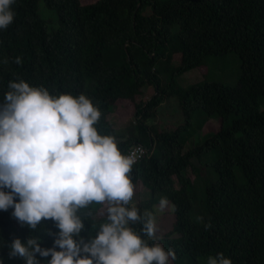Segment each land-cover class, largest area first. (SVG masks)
Returning a JSON list of instances; mask_svg holds the SVG:
<instances>
[{
  "label": "trees",
  "instance_id": "1",
  "mask_svg": "<svg viewBox=\"0 0 264 264\" xmlns=\"http://www.w3.org/2000/svg\"><path fill=\"white\" fill-rule=\"evenodd\" d=\"M40 1L57 19L52 14L43 19ZM12 8L13 23L0 30V101L8 82L18 79L52 94H84L101 113L99 134L113 136L123 154L135 144L147 148L131 176L135 185L150 189L152 199L137 207L147 214L161 197L174 206V228L159 240L175 253L170 264L197 263L216 253L232 264H264V0H16ZM228 54L241 60L238 87L207 80L187 88L178 83L207 59ZM148 89L154 93L145 99ZM171 98L179 103L183 123L149 124ZM114 111L134 117L135 124L119 133L109 121ZM198 114L211 135L187 150L185 133ZM212 119L219 120V129H212ZM209 155L214 161L206 167L218 177L210 181L203 172V223H197L191 216L196 198L191 177L200 176ZM10 211L0 212V245H5L0 255L5 264H23L7 259L6 242L39 235L49 247L48 233L56 229L49 221L30 231ZM88 211L95 226L86 220L85 239L103 221L100 205L82 210V218Z\"/></svg>",
  "mask_w": 264,
  "mask_h": 264
},
{
  "label": "clouds",
  "instance_id": "2",
  "mask_svg": "<svg viewBox=\"0 0 264 264\" xmlns=\"http://www.w3.org/2000/svg\"><path fill=\"white\" fill-rule=\"evenodd\" d=\"M16 0H0V30L14 21ZM16 64L21 58L16 57ZM0 101V212L21 227L35 231L52 222L49 247L39 235L23 242H6L7 259L23 264H170L172 249L145 237L156 234L155 218L135 206L131 173L135 152L123 154L116 140L101 135L95 126L101 113L84 94H52L23 79L10 80ZM100 205L103 221L85 239V222L94 227L95 216L84 213ZM170 202L161 197L158 207ZM174 207V206H173ZM91 218V219H89ZM139 225V228L133 227ZM5 245H0L4 247ZM0 264L5 256L0 255ZM206 264H232L222 253L209 255Z\"/></svg>",
  "mask_w": 264,
  "mask_h": 264
},
{
  "label": "rangeland",
  "instance_id": "3",
  "mask_svg": "<svg viewBox=\"0 0 264 264\" xmlns=\"http://www.w3.org/2000/svg\"><path fill=\"white\" fill-rule=\"evenodd\" d=\"M38 7H39V13L46 21L48 19H46L44 15L47 17H51L52 15H54L55 18L57 19L56 14L48 10L43 1L39 2ZM149 13H150L149 9L144 10V14H149ZM48 28L49 30H52V28H54L53 24L49 23ZM179 61H180V57L179 56L175 57L174 63L176 65L179 64ZM241 74L242 72H241L240 58L236 54H228V56L221 58L212 57L207 59L204 66H202L201 68L191 70L185 73L184 75H182L181 77H179L178 83L182 87L187 88L193 84L202 83L203 81L207 80V81L222 82L230 87L236 88L239 86V80ZM146 93L147 95L145 99H148L153 95L154 91L153 89H148ZM262 109L264 110V106L262 107ZM198 117L199 114L197 115L196 119L193 122V127L190 128V130L187 133H185L187 150L191 149L195 145L204 142V140L211 135L209 128L206 127L207 125H205L204 123V120ZM109 121L119 133H123L126 129H128V127L135 124L136 122L134 117H125V116L122 117L121 114H119L116 111H114L109 116ZM182 123H183V119L180 114L179 103L175 98H171L164 101V103L159 109L158 119L156 121L149 122V124L158 125L161 128H167L169 126H178ZM211 124H212V129L215 128L219 129L220 127L219 120L217 119H212ZM213 161H214L213 155L207 156L206 160H204L203 163L205 164L204 167H200L201 169H203L200 176L191 177L195 182V187L193 189V192L195 193L196 196L194 201V208L193 211L191 212V216L192 219L195 220L197 223H203L200 214V208H201V202L205 196L206 180L202 181V179L206 175L205 173L208 172V177L210 181H217L218 176L214 172V169L206 167V165L212 163ZM198 164H199L198 161L195 160L194 165L196 166ZM186 174L188 176H191L192 170L188 168ZM151 199H152V193L149 188H147L140 182L137 185H135V195H134L135 206H138L139 204L144 202H148ZM146 213L147 214L150 213L155 218V223H156L155 237L150 238V240L151 241L155 240L156 242L160 243L159 240L164 238V236L170 233L174 228L175 213H174L173 205L170 202L169 207L166 208L165 210H160L158 205H155L153 209L146 211ZM99 218L100 219L103 218L102 213L99 215ZM206 261L207 258L200 259L197 263L192 262L189 259H186L183 261L182 264H206Z\"/></svg>",
  "mask_w": 264,
  "mask_h": 264
},
{
  "label": "built area",
  "instance_id": "4",
  "mask_svg": "<svg viewBox=\"0 0 264 264\" xmlns=\"http://www.w3.org/2000/svg\"><path fill=\"white\" fill-rule=\"evenodd\" d=\"M133 152H135L138 157L136 161V163H138L146 156L148 151H147V148L144 147L143 145L135 144L127 151L126 154L133 153Z\"/></svg>",
  "mask_w": 264,
  "mask_h": 264
}]
</instances>
